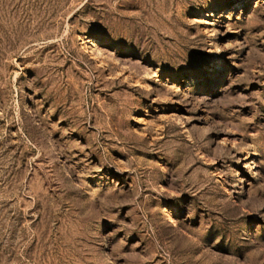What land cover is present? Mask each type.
<instances>
[{"label":"rangeland","instance_id":"1","mask_svg":"<svg viewBox=\"0 0 264 264\" xmlns=\"http://www.w3.org/2000/svg\"><path fill=\"white\" fill-rule=\"evenodd\" d=\"M0 264H264V0H0Z\"/></svg>","mask_w":264,"mask_h":264}]
</instances>
